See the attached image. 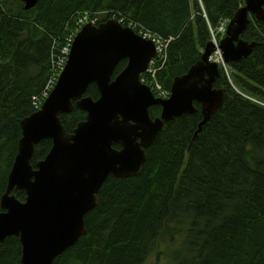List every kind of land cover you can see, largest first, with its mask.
Masks as SVG:
<instances>
[{
    "label": "trees",
    "instance_id": "16d2710c",
    "mask_svg": "<svg viewBox=\"0 0 264 264\" xmlns=\"http://www.w3.org/2000/svg\"><path fill=\"white\" fill-rule=\"evenodd\" d=\"M244 1L37 0L25 10L21 0H0V198L20 122L37 111L33 98L46 87L52 59L73 39L82 15L96 16L97 25L115 18L169 40L156 79L170 90L173 79L201 59L208 25L231 20ZM240 39L256 46L229 65L233 86L220 71L213 84L224 92L220 109L198 131L202 116L194 103L195 113L163 125L139 175H109L99 204L84 217L85 234L53 264H143L153 253L171 264H264V19L250 16ZM125 66L121 61L113 77ZM85 96L98 99L94 84ZM160 112L159 106L148 109L151 119ZM85 116L74 108L60 121L72 132ZM50 148V140L35 146L33 168ZM11 195L25 198L22 191ZM20 258L17 237L0 244V264H20Z\"/></svg>",
    "mask_w": 264,
    "mask_h": 264
},
{
    "label": "water",
    "instance_id": "95a60500",
    "mask_svg": "<svg viewBox=\"0 0 264 264\" xmlns=\"http://www.w3.org/2000/svg\"><path fill=\"white\" fill-rule=\"evenodd\" d=\"M21 2L29 10L37 0ZM250 16L264 19V0H245L230 20L219 42L224 63L240 62L255 48V42L240 39ZM213 52L209 41L201 59L173 79L169 98L161 100L139 82L156 56L151 41L114 18L82 26L54 88L40 109L20 122L21 137L0 198V244L17 237L20 264H53L73 246L85 234L84 217L99 204L98 192L109 175H139L163 125L195 113L194 103L202 116L198 131L220 109L224 92L213 88L220 71L208 61ZM121 61L126 66L113 77ZM92 84L97 100L85 96ZM152 106L161 108L154 119L148 113ZM74 108L86 116L67 132L60 116ZM44 140L51 148L33 168L35 146ZM13 191L24 192V200Z\"/></svg>",
    "mask_w": 264,
    "mask_h": 264
},
{
    "label": "built area",
    "instance_id": "2783aa9c",
    "mask_svg": "<svg viewBox=\"0 0 264 264\" xmlns=\"http://www.w3.org/2000/svg\"><path fill=\"white\" fill-rule=\"evenodd\" d=\"M89 17L90 16H88L86 14L82 15L78 20V23H77L78 26H81L84 23H87L88 21H90L91 23H95V19H90ZM227 24H228V20H222L219 23L217 31L222 30L225 32ZM140 34L143 37V39L151 40L153 42V44L155 46V51H156V58L153 59L149 63V67H148V70L146 72V77H143V79H141V83L149 85L150 89L152 90V92L154 93V95L157 98L167 99L170 96V91L164 89L158 83V81L156 80V74L158 71L161 70V68L164 65V62L166 61L165 60L166 59V51H167V46H168L169 40H163L160 37H158L154 34L148 33V32H141L140 31ZM211 34L213 35L212 30H211ZM211 42L214 43L217 50H219L218 49L219 44H216L214 37H213ZM70 44H71V39H69L68 42L66 43V45L61 48L60 54L53 57L52 66H51V76L49 77V80L46 84V87L44 88V90L42 91V93L38 97L33 98L34 106L37 110L40 108V105L42 104L44 99L48 96L50 91L55 86L56 81L58 79V76L61 73V71L63 70L64 65L66 64L67 56H68V53L70 50ZM216 53L213 55V57H216L217 59H219L218 63L215 62L216 65L217 66L222 65L223 70L226 71V67H225V63L223 61V57H219L218 55L216 56Z\"/></svg>",
    "mask_w": 264,
    "mask_h": 264
},
{
    "label": "rangeland",
    "instance_id": "374dc122",
    "mask_svg": "<svg viewBox=\"0 0 264 264\" xmlns=\"http://www.w3.org/2000/svg\"><path fill=\"white\" fill-rule=\"evenodd\" d=\"M203 17L205 18V15H203ZM219 26V25H218ZM218 26H217V28H218ZM217 28L216 29H214V28H211V27H208V32H209V38H210V40L209 41H212V39H213V37H214V39H215V41H216V44H219V42H220V40L221 39H223L224 37H225V33H224V31H217ZM211 30H212V32H213V35L211 34ZM212 43V42H211ZM213 44V46H214V53L211 55V57H209V59H208V61L210 62V63H214V64H216V63H218L219 62V59H217L216 57H213V55L216 53V56L218 55L219 57H222V52H221V50L219 49V47H218V49L219 50H217V48H216V46L214 45V43H212ZM217 50V51H216ZM216 62V63H215ZM218 67L219 68H221V69H223L222 68V65H218ZM225 67H226V70H227V72H228V75L230 74L231 75V70L230 69H228V66H226V64H225ZM163 250V248L161 249V251ZM171 260H168L167 258H165V257H161V256H159V257H157L156 256V254H151V255H149L148 257H147V259L145 260V262L143 263V264H171Z\"/></svg>",
    "mask_w": 264,
    "mask_h": 264
},
{
    "label": "bare ground",
    "instance_id": "6f19581e",
    "mask_svg": "<svg viewBox=\"0 0 264 264\" xmlns=\"http://www.w3.org/2000/svg\"><path fill=\"white\" fill-rule=\"evenodd\" d=\"M135 24V23H134ZM138 25V24H137Z\"/></svg>",
    "mask_w": 264,
    "mask_h": 264
},
{
    "label": "flooded vegetation",
    "instance_id": "af4514ba",
    "mask_svg": "<svg viewBox=\"0 0 264 264\" xmlns=\"http://www.w3.org/2000/svg\"><path fill=\"white\" fill-rule=\"evenodd\" d=\"M160 115V114H159ZM159 117V116H158Z\"/></svg>",
    "mask_w": 264,
    "mask_h": 264
}]
</instances>
